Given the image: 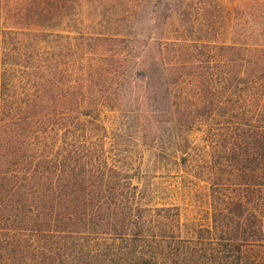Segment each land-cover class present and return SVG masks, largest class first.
Returning <instances> with one entry per match:
<instances>
[{"label": "trees", "instance_id": "trees-1", "mask_svg": "<svg viewBox=\"0 0 264 264\" xmlns=\"http://www.w3.org/2000/svg\"><path fill=\"white\" fill-rule=\"evenodd\" d=\"M258 5L254 31L229 0H0V264H256ZM169 168L210 197L188 245L150 197Z\"/></svg>", "mask_w": 264, "mask_h": 264}, {"label": "rangeland", "instance_id": "rangeland-1", "mask_svg": "<svg viewBox=\"0 0 264 264\" xmlns=\"http://www.w3.org/2000/svg\"><path fill=\"white\" fill-rule=\"evenodd\" d=\"M262 1L264 0H229V3L239 13L247 16L245 17L247 29L257 31L256 28H251V25L258 20L259 13L256 7ZM116 116V113L107 111L103 115V120L110 125ZM150 186L153 205L163 207L164 214L171 220L175 234L170 233L169 236L177 246L188 245L192 241L191 234L194 231L199 233L198 229H208L212 226L208 190L202 183L199 185L192 183L189 174L183 170L177 172L171 168L156 169L150 175ZM178 231H181V234H178ZM260 244L253 248L263 251L260 253L261 258L256 259V264H264V248Z\"/></svg>", "mask_w": 264, "mask_h": 264}]
</instances>
